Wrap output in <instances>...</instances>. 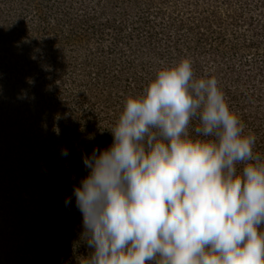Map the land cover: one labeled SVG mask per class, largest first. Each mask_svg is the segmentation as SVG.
Returning <instances> with one entry per match:
<instances>
[{
    "label": "trees",
    "instance_id": "trees-1",
    "mask_svg": "<svg viewBox=\"0 0 264 264\" xmlns=\"http://www.w3.org/2000/svg\"><path fill=\"white\" fill-rule=\"evenodd\" d=\"M183 58L217 79L264 153V0H0V264L87 254L82 157Z\"/></svg>",
    "mask_w": 264,
    "mask_h": 264
},
{
    "label": "clouds",
    "instance_id": "clouds-1",
    "mask_svg": "<svg viewBox=\"0 0 264 264\" xmlns=\"http://www.w3.org/2000/svg\"><path fill=\"white\" fill-rule=\"evenodd\" d=\"M110 133L73 187L78 264H264V153L214 76L158 69Z\"/></svg>",
    "mask_w": 264,
    "mask_h": 264
}]
</instances>
